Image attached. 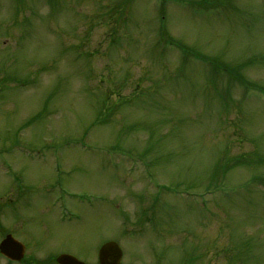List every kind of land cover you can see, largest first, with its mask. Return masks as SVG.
Returning a JSON list of instances; mask_svg holds the SVG:
<instances>
[{
  "label": "rangeland",
  "instance_id": "374dc122",
  "mask_svg": "<svg viewBox=\"0 0 264 264\" xmlns=\"http://www.w3.org/2000/svg\"><path fill=\"white\" fill-rule=\"evenodd\" d=\"M198 1L0 0V240L264 264V0Z\"/></svg>",
  "mask_w": 264,
  "mask_h": 264
},
{
  "label": "water",
  "instance_id": "95a60500",
  "mask_svg": "<svg viewBox=\"0 0 264 264\" xmlns=\"http://www.w3.org/2000/svg\"><path fill=\"white\" fill-rule=\"evenodd\" d=\"M0 253L10 260H19L23 256V246L21 243L7 235L0 242ZM121 250L114 242H108L102 245L98 253L100 264H119ZM59 264H83L74 257L62 254L57 258Z\"/></svg>",
  "mask_w": 264,
  "mask_h": 264
},
{
  "label": "trees",
  "instance_id": "16d2710c",
  "mask_svg": "<svg viewBox=\"0 0 264 264\" xmlns=\"http://www.w3.org/2000/svg\"><path fill=\"white\" fill-rule=\"evenodd\" d=\"M205 2H206V1L204 0L202 3H200V5L204 4ZM180 46L182 47V49H185V48H186V47H184L185 45H180ZM241 159L244 161L243 164H245L246 161L244 160V158L242 157ZM235 162L240 164V161H239L238 159H236ZM225 164H226V163H225ZM226 165H227V164H226ZM227 167L230 169V166H229V165H227Z\"/></svg>",
  "mask_w": 264,
  "mask_h": 264
}]
</instances>
